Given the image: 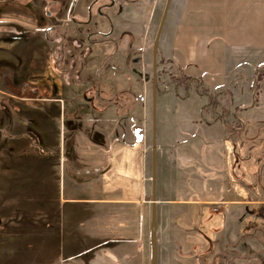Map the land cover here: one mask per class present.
Returning a JSON list of instances; mask_svg holds the SVG:
<instances>
[{"label":"crops","instance_id":"crops-1","mask_svg":"<svg viewBox=\"0 0 264 264\" xmlns=\"http://www.w3.org/2000/svg\"><path fill=\"white\" fill-rule=\"evenodd\" d=\"M160 4H99L114 23L111 32L102 34L104 41L113 34L124 46V69L117 65L119 77L112 83L85 86L93 96L67 98L69 179L61 204L51 212L52 240L70 252L67 262L88 263L97 251L98 264L107 258L110 264H136V251L151 248L152 92L149 100L151 84L143 80L142 67L152 61ZM158 63L160 264L164 238L192 231L190 205L233 201L225 198V186L235 122L243 128L249 121L264 125V0H172ZM102 65L108 71L116 67L108 60ZM135 83L143 85L142 96ZM204 186L207 195L196 197ZM203 222L202 213L194 227L199 233Z\"/></svg>","mask_w":264,"mask_h":264},{"label":"rangeland","instance_id":"rangeland-1","mask_svg":"<svg viewBox=\"0 0 264 264\" xmlns=\"http://www.w3.org/2000/svg\"><path fill=\"white\" fill-rule=\"evenodd\" d=\"M41 1L0 0V264H78L67 262L70 252L52 244L51 233V212L69 179L67 98L93 96L85 86L112 83L119 77L117 65L124 69V46L113 34L104 41L102 34L114 23L98 8L101 0ZM61 8V22L52 23L47 16ZM8 22L25 27L26 37ZM105 60L115 69L108 71ZM143 67L142 78L152 85L151 59ZM135 85L142 96L143 85ZM241 123L235 122L234 150L226 161L225 198L233 201L190 205L192 231L164 238L160 264H264V125ZM207 189L196 197H205ZM202 213L203 234L194 228ZM92 252L84 264L99 263ZM136 252V264H150V244Z\"/></svg>","mask_w":264,"mask_h":264},{"label":"water","instance_id":"water-1","mask_svg":"<svg viewBox=\"0 0 264 264\" xmlns=\"http://www.w3.org/2000/svg\"><path fill=\"white\" fill-rule=\"evenodd\" d=\"M172 0H166L160 23L157 29L152 51V144H151V182H152V217H151V260L150 264H158V240H157V96H158V46L162 30L168 15Z\"/></svg>","mask_w":264,"mask_h":264},{"label":"flooded vegetation","instance_id":"flooded-vegetation-1","mask_svg":"<svg viewBox=\"0 0 264 264\" xmlns=\"http://www.w3.org/2000/svg\"><path fill=\"white\" fill-rule=\"evenodd\" d=\"M42 1H44V0H42ZM42 1H41V3H42ZM63 11V8H61L60 9V11L59 12H57V14L56 15H49V17L47 16V18L52 22V23H54V24H57V23H59V22H61V18H59V15H60V13ZM9 23V22H8ZM9 24H11L12 26H14V27H18V29H19V37H21V38H23V37H26V35H25V33H24V30L26 29L25 27H23L21 24H18V23H9ZM8 123H12V121H9ZM9 126V125H8ZM13 147V146H12ZM54 240V239H53ZM53 240H52V244H54V242H53ZM57 264V263H56Z\"/></svg>","mask_w":264,"mask_h":264}]
</instances>
